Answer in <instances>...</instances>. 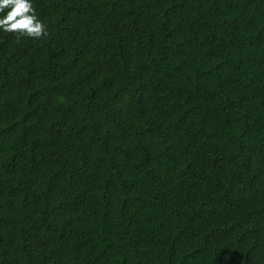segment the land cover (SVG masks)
<instances>
[{
	"label": "trees",
	"instance_id": "1",
	"mask_svg": "<svg viewBox=\"0 0 264 264\" xmlns=\"http://www.w3.org/2000/svg\"><path fill=\"white\" fill-rule=\"evenodd\" d=\"M30 2L40 37L0 29V264H264V0Z\"/></svg>",
	"mask_w": 264,
	"mask_h": 264
},
{
	"label": "clouds",
	"instance_id": "2",
	"mask_svg": "<svg viewBox=\"0 0 264 264\" xmlns=\"http://www.w3.org/2000/svg\"><path fill=\"white\" fill-rule=\"evenodd\" d=\"M8 7L11 10L0 17V29L19 30L31 37L41 36L44 26L35 16L30 0H0V11Z\"/></svg>",
	"mask_w": 264,
	"mask_h": 264
},
{
	"label": "bare ground",
	"instance_id": "3",
	"mask_svg": "<svg viewBox=\"0 0 264 264\" xmlns=\"http://www.w3.org/2000/svg\"><path fill=\"white\" fill-rule=\"evenodd\" d=\"M128 21H129V20H128ZM128 21H127V22H128ZM145 59H146V58H145Z\"/></svg>",
	"mask_w": 264,
	"mask_h": 264
}]
</instances>
